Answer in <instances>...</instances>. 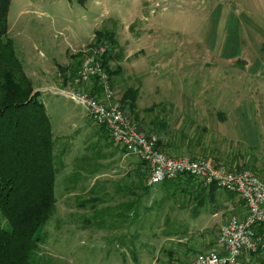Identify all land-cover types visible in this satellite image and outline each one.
<instances>
[{
    "label": "rangeland",
    "instance_id": "1",
    "mask_svg": "<svg viewBox=\"0 0 264 264\" xmlns=\"http://www.w3.org/2000/svg\"><path fill=\"white\" fill-rule=\"evenodd\" d=\"M143 1L107 0L104 9H108L109 13L104 10L106 16H101L102 11L99 10V18L94 20L84 4L76 0L11 1L8 35L12 37L16 53L34 86H41L37 89L52 123L57 156L56 207L44 227L45 237L39 242L36 264H187L197 252L219 246L220 223L231 212L238 213L236 208H232L213 217V203H206L202 208L197 205V199L181 187L169 185L162 188L161 184H148V167L138 155L133 153V159L129 152L118 158L119 152L114 145H119L104 126L95 122L87 110L73 99L52 90L56 85L71 83L83 48L103 41L109 42L113 49L109 64L114 70L112 78L115 86L122 94L125 74L117 70L115 60L119 57L113 56L117 45L111 39L122 28L117 21L119 15H128L133 11V14H138L137 18H141L139 10ZM170 4L169 21H174L177 4L175 0H170ZM210 16V9L204 5L198 22L203 38L210 26ZM96 21L100 23L97 28H100L101 35L104 34L99 39H96ZM136 24L137 21L131 30H136ZM165 33L171 35L168 31ZM206 44L201 43L203 51L207 49ZM173 49V46L168 47L171 52L165 55L166 66L163 69H181L183 56L179 54L177 57V50ZM71 63L74 69L70 68ZM247 93L251 99L254 97V102H260L259 91L249 90ZM122 104L143 130L157 132L147 127L151 123L148 119L154 115L152 111L144 110L142 118L135 117L129 106ZM255 115L259 128L264 129L263 108L256 110ZM233 143V149L240 151L234 155L237 160L229 165L218 164L227 168L248 167L258 172L253 163L256 154L246 152L245 157L249 160L243 161L241 150L247 149L244 141L235 138ZM90 159L94 166L99 167L100 164L101 171L84 168L87 163V167L92 165ZM128 161L139 163L135 171L134 168L129 169ZM136 175L143 178L147 191L141 187L126 192L138 180ZM90 196H99L100 199L84 204L83 199ZM133 199L135 203L140 200L139 206L135 204L140 211L136 217H133L136 210L129 205L120 206ZM109 206L112 208L108 209ZM197 209L200 215H196ZM4 220L0 211V223H5ZM136 232L139 235H134ZM121 233H127L125 245L115 239ZM130 248L135 249L137 257L133 256ZM252 257L242 258V264H257Z\"/></svg>",
    "mask_w": 264,
    "mask_h": 264
},
{
    "label": "crops",
    "instance_id": "2",
    "mask_svg": "<svg viewBox=\"0 0 264 264\" xmlns=\"http://www.w3.org/2000/svg\"><path fill=\"white\" fill-rule=\"evenodd\" d=\"M175 1L174 21H169L170 0H144L141 18L133 11L119 15L122 28L115 34L117 52L113 56L119 57L115 60L117 70L125 74L123 92L129 87L138 89L136 110L141 118L144 110L154 113L147 127L159 133L161 147L167 152L209 157L229 165L240 152L233 149V139H242L248 149L241 150L243 161L248 159L246 152L256 154L253 163L264 177V129L259 128L255 117L256 110H264V0ZM204 5L211 12L205 38L198 28ZM84 6L93 20L99 18V10L101 16L104 10L109 13L104 9L107 0H88ZM136 21V30H131ZM99 24L96 21L95 31ZM202 42L207 43L206 51ZM170 46L177 50V57L183 56L181 69H163ZM70 68L74 69L73 63ZM249 90L260 92V102L248 96ZM114 146L118 158L129 154L125 148ZM129 155L134 159L133 153ZM128 163L134 171L139 164ZM192 189L186 191L192 195ZM208 198L215 206L213 217L232 208L240 214L246 212L243 199L223 188L209 191ZM252 256V261L264 264L261 254Z\"/></svg>",
    "mask_w": 264,
    "mask_h": 264
},
{
    "label": "trees",
    "instance_id": "3",
    "mask_svg": "<svg viewBox=\"0 0 264 264\" xmlns=\"http://www.w3.org/2000/svg\"><path fill=\"white\" fill-rule=\"evenodd\" d=\"M11 1L0 0V211L5 218V223H0V264H36L39 242L45 237L44 227L56 207L57 156L45 102L17 55L12 37L8 35ZM76 1L85 4L88 0ZM101 34V30H98L96 38L104 35ZM111 40L115 41V35ZM112 52L113 49L106 55V61H110ZM110 72L113 76L114 70L110 69ZM137 96L138 89L133 87L122 94V102L129 106L135 117L140 115L136 110ZM158 144L161 146L160 138ZM90 160L92 165L87 167V163L84 168L93 171L99 169ZM136 177L138 180L126 192L141 187L147 191L148 186L143 185V178L139 175ZM161 185L162 188L175 185L183 191L193 188L191 196L197 199L198 206L210 201L209 191L221 188L216 183L199 184L190 173L166 179ZM96 199H100L99 196H90L83 202L86 204ZM139 201L137 199L135 203L133 199L120 206L129 205V208L136 210L133 214L136 217L140 213L137 209ZM119 214L123 216L122 212ZM126 235L121 233L115 239L125 245ZM134 235H139V232ZM130 251L137 257L134 248H130Z\"/></svg>",
    "mask_w": 264,
    "mask_h": 264
},
{
    "label": "built area",
    "instance_id": "4",
    "mask_svg": "<svg viewBox=\"0 0 264 264\" xmlns=\"http://www.w3.org/2000/svg\"><path fill=\"white\" fill-rule=\"evenodd\" d=\"M111 49L109 42L87 45L71 83L52 90L84 107L116 144L143 159L149 170L148 184L190 173L199 184L216 183L243 199L246 212H231L220 223L219 246L197 252L187 264H242V258L253 253L264 257V177L252 168H227L209 157L175 155L163 149L159 134L143 130L123 107L106 61Z\"/></svg>",
    "mask_w": 264,
    "mask_h": 264
}]
</instances>
